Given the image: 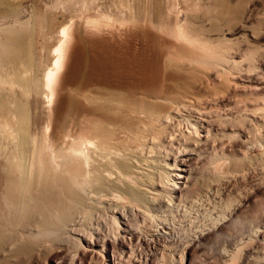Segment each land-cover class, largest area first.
<instances>
[{
	"label": "rangeland",
	"instance_id": "rangeland-1",
	"mask_svg": "<svg viewBox=\"0 0 264 264\" xmlns=\"http://www.w3.org/2000/svg\"><path fill=\"white\" fill-rule=\"evenodd\" d=\"M20 10L18 21L32 32L35 77H42L31 88L39 137L44 75L67 21L92 49L79 58L80 76L91 64L99 80L146 87L149 105L157 106L143 115L145 130H124V145L111 142L113 152L125 153L128 169L118 173L111 163L102 164L112 175L136 180L129 195L109 191L129 201L126 218L119 217L121 226L137 234L129 241L134 246L128 263L147 258L148 264H264V0H22ZM4 24L19 28L11 19ZM69 115L67 129L79 119ZM3 133L0 158L11 144ZM181 169L187 175L179 184L172 175ZM101 206L93 220L102 222V236L128 239ZM7 227L0 226V264L89 261L82 255L84 243L45 236L35 239L30 252L22 224Z\"/></svg>",
	"mask_w": 264,
	"mask_h": 264
},
{
	"label": "bare ground",
	"instance_id": "bare-ground-1",
	"mask_svg": "<svg viewBox=\"0 0 264 264\" xmlns=\"http://www.w3.org/2000/svg\"><path fill=\"white\" fill-rule=\"evenodd\" d=\"M21 2L0 0V130L5 131L11 140V144L5 141L10 145L4 147L7 153L0 158V226L22 224V236L16 234L23 237L25 250L30 252L37 245L36 238H55L62 234L63 238L71 239L78 246L85 244L82 255H89L87 264H129L127 260L134 246L131 248L130 242L137 234L135 236V230L128 224L121 226L119 222V217L127 216L124 207L129 201L125 196L109 191L119 188L129 195L136 180L121 174L112 175L109 172L111 168L103 173L107 170L102 164L105 161L107 165L111 163L117 172L128 169L129 161L122 160L125 153H117L119 149L113 152L111 142L119 141L124 145L129 137H121L124 130H134L136 134L145 130L143 115L153 112L157 106L149 105L146 87L135 90L131 86L112 85L102 78L99 80L96 74H92L94 68L91 64L88 72L80 76L79 58L85 48L92 49L91 45H83L76 26L67 21L59 27L53 62L44 75L45 125L39 137V125L35 122L37 113L31 102V88L37 79L38 65L32 32L26 21H18ZM9 19L14 20L19 28L6 27L4 22ZM163 92L161 89L153 95L159 99ZM69 112L78 115L79 119L76 126L67 129ZM135 117H141L140 123ZM158 121L161 123L162 120ZM109 154L112 156L106 158ZM186 175V170L181 169L172 176L179 181ZM177 183L181 184L180 181ZM155 188L162 190L161 185ZM175 191L174 187L170 189V192ZM155 196L151 197L154 199ZM119 202L124 204L121 209ZM101 204L107 206L110 223L119 224L115 226L116 230L126 234L128 239H118L116 233L111 239L107 237L110 234L102 236V222L98 218L93 220L97 216L94 209H99ZM83 223L88 224L86 229L80 227ZM116 248L119 253L115 252ZM134 261L142 264L139 260ZM144 264H148L147 258Z\"/></svg>",
	"mask_w": 264,
	"mask_h": 264
}]
</instances>
